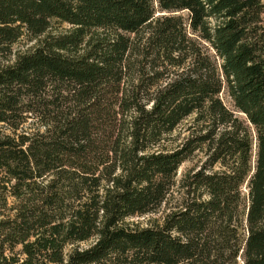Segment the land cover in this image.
Returning a JSON list of instances; mask_svg holds the SVG:
<instances>
[{
	"label": "trees",
	"instance_id": "obj_1",
	"mask_svg": "<svg viewBox=\"0 0 264 264\" xmlns=\"http://www.w3.org/2000/svg\"><path fill=\"white\" fill-rule=\"evenodd\" d=\"M0 264H264V0H0Z\"/></svg>",
	"mask_w": 264,
	"mask_h": 264
},
{
	"label": "rangeland",
	"instance_id": "obj_2",
	"mask_svg": "<svg viewBox=\"0 0 264 264\" xmlns=\"http://www.w3.org/2000/svg\"><path fill=\"white\" fill-rule=\"evenodd\" d=\"M26 45H27L26 40H23V41H21V42L19 43V46H21V47H25ZM222 97H223L224 101H225L229 106H231V107L233 106V105H232L231 98L227 95L226 92L222 93ZM192 163H193V161H187V162H185V163L181 166V168H180V170H179V174H180L182 171H184V170H185L189 165H191ZM149 216H150V215L134 216V217H132L131 219H133V220H140V221L146 223L147 220H148V218H149Z\"/></svg>",
	"mask_w": 264,
	"mask_h": 264
}]
</instances>
